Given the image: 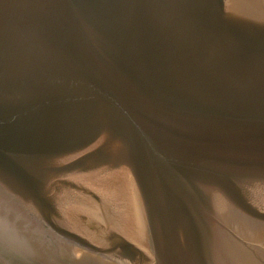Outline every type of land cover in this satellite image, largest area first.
I'll list each match as a JSON object with an SVG mask.
<instances>
[{"label":"water","instance_id":"obj_1","mask_svg":"<svg viewBox=\"0 0 264 264\" xmlns=\"http://www.w3.org/2000/svg\"><path fill=\"white\" fill-rule=\"evenodd\" d=\"M0 264H264V0H0Z\"/></svg>","mask_w":264,"mask_h":264}]
</instances>
